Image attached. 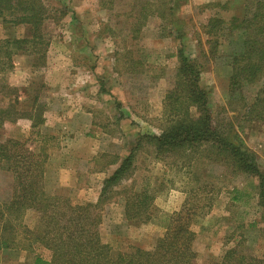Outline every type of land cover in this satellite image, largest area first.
I'll return each instance as SVG.
<instances>
[{
  "label": "rangeland",
  "instance_id": "rangeland-1",
  "mask_svg": "<svg viewBox=\"0 0 264 264\" xmlns=\"http://www.w3.org/2000/svg\"><path fill=\"white\" fill-rule=\"evenodd\" d=\"M47 1L55 11L43 26L49 40L45 64L36 66L32 56L18 55L3 81L16 90L19 112L34 104L42 107L43 117L51 112L35 129L24 118L4 123L0 141L27 140L36 150L37 142L47 137L42 146L48 156L44 183L49 195L62 196L73 206L96 205L103 181L137 140L162 133L167 127L164 99L174 87L179 49L200 67L199 85L207 93L214 122L219 126L230 122L228 132L241 126L239 135L264 173V121L243 116L238 98L231 97L227 54L238 33L226 32L213 50L204 27L210 18L228 23L240 17L241 1L181 0L171 13L169 0ZM24 34L25 28L0 21V39ZM260 88L261 84L247 86L246 100L251 102ZM11 93L4 97L0 87V107L9 99L13 102ZM143 141L132 175L96 210L101 241L110 247V257L131 247L152 249L166 232L169 217L185 206L196 214L191 264H222L230 249L247 256L246 262L264 264V206L257 177L233 171L208 149L158 158L153 144ZM13 186V176L0 171V204L9 199ZM142 189L153 196L150 219L144 224L126 220L124 213L126 195ZM37 219V213L28 210L23 223L32 229ZM34 253L51 257L40 246H34L33 253L0 250V264H30Z\"/></svg>",
  "mask_w": 264,
  "mask_h": 264
},
{
  "label": "trees",
  "instance_id": "trees-1",
  "mask_svg": "<svg viewBox=\"0 0 264 264\" xmlns=\"http://www.w3.org/2000/svg\"><path fill=\"white\" fill-rule=\"evenodd\" d=\"M180 1L169 0L170 13L179 9ZM239 1L243 4L240 17L232 18L228 23L219 17L210 18L204 26L205 34L210 39L211 48L216 50L226 32L230 36L238 33L232 40L235 43L229 42L233 47L228 45L232 52L227 54L231 68V97L238 98L243 116L264 121V0ZM51 11L55 9L47 0H0V21L11 27L25 28L21 38L0 39V75H3L0 87L4 97L13 93V102L9 99L5 107H0V128L6 122L23 118L31 122L32 129L45 123L41 106L34 107V104L26 112L16 109L17 92L3 81V77L14 69V58L18 55L32 56L36 66L45 64L49 40L43 33V26ZM142 16L144 18L145 14ZM172 23L181 32V26ZM177 56L179 66L174 87L164 99L167 127L158 137L144 136L137 140L132 151L103 181L96 205L73 206L64 197L46 192L44 178L48 156L42 143L47 137L41 143L37 142L39 148L36 150L28 146L27 140L0 141V171L10 173L14 181L11 196L0 204V250L18 249L33 253V247L40 246L51 253L50 259L32 254L30 264H191L195 258L192 248L195 233L191 226L196 214H191L185 206L169 217L166 232L152 249L131 247L112 259L110 247L101 241L97 207L105 204L115 187L132 175L136 150L141 147L143 139L153 144L158 158L193 149H208L216 154L217 159L226 161L233 171L257 177L258 198L264 206V173L239 135L241 126L228 132L232 127L230 122L220 126L214 122L207 93L199 85L200 67L182 49L178 50ZM257 84H261V88L248 102L245 88ZM191 109L196 112L195 117ZM238 199L232 198L233 201ZM152 201L153 196L146 189L126 195V220L141 224L148 222ZM28 210L36 212L38 217L32 229L23 223ZM246 261L247 256L230 249L222 264H253L254 260Z\"/></svg>",
  "mask_w": 264,
  "mask_h": 264
},
{
  "label": "crops",
  "instance_id": "crops-1",
  "mask_svg": "<svg viewBox=\"0 0 264 264\" xmlns=\"http://www.w3.org/2000/svg\"><path fill=\"white\" fill-rule=\"evenodd\" d=\"M80 108V106L78 107V109ZM51 112V111H50ZM49 111H47L46 113H45V115H44V119H46L47 117H48V115H49V113H50ZM49 119H50V116H49ZM46 122V121H45Z\"/></svg>",
  "mask_w": 264,
  "mask_h": 264
}]
</instances>
